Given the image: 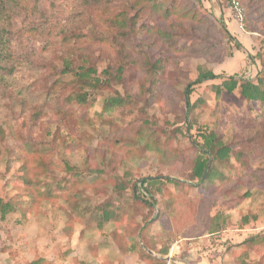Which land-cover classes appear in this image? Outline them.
Here are the masks:
<instances>
[{"label":"rangeland","instance_id":"1","mask_svg":"<svg viewBox=\"0 0 264 264\" xmlns=\"http://www.w3.org/2000/svg\"><path fill=\"white\" fill-rule=\"evenodd\" d=\"M190 1L213 23L203 24L201 36L185 31L179 41L197 48V56H186L178 64L166 61L160 69L159 52L150 49L151 65H124L118 74L121 55L90 41V55L77 64L85 63L94 72L80 78L49 70L46 79L57 80L54 102L36 121L19 109L6 116L0 108V197L16 205L25 202L0 217V264H158L154 258H160L152 260L148 252L159 251L157 244L168 248L163 254L171 257L167 264H177L172 261L177 258L185 264L201 258L206 264H264V224L252 233L248 230L256 222L249 221L247 230L242 225L251 211L262 207L264 212V186L246 182L252 170L264 168V158L261 153L237 158L252 141L264 146L259 124L264 105L243 101L236 91L216 93V85L228 76L256 79L253 67L259 71L264 65V10L243 6L256 29L245 25L241 31L235 23L246 36L239 42L223 34L224 14L229 12L225 3L212 0L222 10L217 18L205 0ZM27 3L45 28L58 29L73 7L82 9L81 0ZM12 12L19 27L24 13L17 8ZM83 12L91 22L95 15V26L107 29L105 10L92 13L86 1ZM75 23L79 41L95 32L93 22ZM42 45L39 33L25 35L16 50L37 54ZM200 69L222 77L194 84L187 111L183 88ZM83 94L85 100H77ZM242 110L251 113L249 118L257 116L247 120H253V127L243 124L234 137ZM220 128L224 143L239 153L231 152L221 169L210 157L213 188L210 180L201 183L192 177V166L195 143L203 142L201 131ZM147 142L156 147L146 148ZM22 174L31 175L32 188L23 185ZM149 177L158 181L142 183ZM235 183V192L228 194ZM30 195L34 204H29Z\"/></svg>","mask_w":264,"mask_h":264},{"label":"trees","instance_id":"2","mask_svg":"<svg viewBox=\"0 0 264 264\" xmlns=\"http://www.w3.org/2000/svg\"><path fill=\"white\" fill-rule=\"evenodd\" d=\"M86 1L87 5H90L92 13L101 9L105 10L103 21L107 24V29L95 26V15L93 14L91 20L94 23L95 32L89 31V34L79 41V36L75 33L79 27L75 22L83 20L92 24L83 12ZM238 1L248 10L255 8L260 13L264 10L263 0ZM81 3L82 9H79L78 6L73 7L66 19L67 22L55 29L51 26L45 28L40 24L38 13L29 11L27 0H0V104H2L0 108L5 111L6 116H10L12 111L19 109L24 116L28 114L31 120L36 121L40 112L42 113L45 107L51 106L54 102L51 101V96L57 85V80L49 82L46 79L49 70H58V75L73 72L80 78L87 77L91 72H94L92 67L85 68V63L77 64L78 60L85 62L87 56L90 55L91 50L89 51L90 47L87 45L90 41L95 40L99 46L104 45L105 48L114 50L121 55L120 65L116 69L118 74L123 71L124 65L139 68H147L148 65H151L150 49L159 52L156 62L158 68L161 69L166 61L173 59L178 64L186 56H197L200 53L197 48L181 45L179 41L183 38L185 31L192 36H201L203 24L211 25L212 23L209 15L200 11L198 5H194L190 0H81ZM13 8L24 13V19L21 20L19 27H16L12 22ZM248 12L250 13V11ZM245 17V25L256 29L254 26L251 27L249 17ZM221 28L223 34L232 39L225 27ZM38 33L43 37V45L38 48L39 53L36 54L30 49L28 51L16 50L20 38L25 35L34 37ZM77 51L81 52L79 59L76 56ZM21 72L28 74L26 80L19 78ZM217 77H221V75H216L210 70L200 69L196 79L184 86L183 95L187 111L192 106L189 101L192 86L203 80ZM236 88H239L240 94L247 101L264 105V65L258 71L255 80L229 76L222 81L221 85L217 86L216 93H220L221 89L230 93ZM77 98L79 101H84L86 95L83 94ZM113 101L118 100L114 99ZM250 114L244 110L240 111V121L234 123L235 127L240 122V128L235 127L234 137L239 133L243 124L253 127V120H247L254 119L257 115L249 118L247 115ZM259 124L260 137H264V120ZM200 136L203 142L195 143L198 151L193 161L192 177L197 178L201 183L210 180L208 183L214 188L216 187L215 177H213L215 171L210 163V157L212 160L224 161L231 152L236 154V151L239 153V150L224 143L221 128L209 132L201 131ZM150 144L147 142L146 148L156 147V145ZM240 151L242 154H238L237 158L243 155L242 157L253 159L260 153L264 158V146L254 141L249 144L248 149H240ZM30 176L22 174V181L23 185L32 188L33 179ZM156 181H158L157 177H149L143 179L142 183L151 185ZM240 182L236 181V183ZM246 182L258 183V187L264 186V168L252 170L246 178ZM236 183L229 191L227 190L228 194L231 195L235 192ZM34 203L35 198L30 195L29 204ZM24 205L25 202L16 205L14 202L0 197V217L4 218L8 212L19 210ZM261 238V241L264 242V235ZM167 249V247H161L159 251L164 254ZM154 261L158 264L165 263L162 259L154 258Z\"/></svg>","mask_w":264,"mask_h":264},{"label":"crops","instance_id":"3","mask_svg":"<svg viewBox=\"0 0 264 264\" xmlns=\"http://www.w3.org/2000/svg\"><path fill=\"white\" fill-rule=\"evenodd\" d=\"M203 1V0H202ZM203 3H204V6L205 7H212V11H210V12H212L213 13V15L215 16V17H217V18H219L218 16L220 15V14H222V10H221V8H220V6H219V3L216 1V3H213L212 2V0H205V1H203ZM225 25H226V30H227V32L229 33V35L232 37V40H238L239 42H242L243 41V37L244 38H246V36L241 32V31H239L235 26V21L233 20V19H226L227 17H231V15H230V13L229 12H225ZM232 18V17H231ZM229 25L231 26V28L229 27ZM211 71V70H210ZM215 74V73H214ZM251 76H255V75H257L258 74V71H257V69L255 68V67H253V70L251 71ZM216 75H218V74H216ZM222 77V76H221ZM221 77H217V78H221ZM229 77V76H228ZM227 77V78H228ZM227 78H224L223 80H225V79H227ZM196 79V78H195ZM215 79V78H214ZM206 80H209V79H206ZM212 80V79H211ZM222 80V81H223ZM204 81V80H203ZM202 81V82H203ZM222 83V82H221ZM216 86H219V85H216ZM234 91H236L237 92V94H238V96H239V98H241L243 101H245L246 99L240 94V92H239V88H236V89H234L233 91H231L230 93H233ZM222 93H225V94H228V92L227 91H225L224 89H221V91H220V94H222ZM218 162V164H219V166H220V169L222 168L221 166L224 164V162L225 161H221V160H219V161H217ZM226 166L224 165L223 166V168H225ZM259 204H257V206H258ZM230 210H238V209H230ZM263 211V208L262 207H260L259 208V211H257V213H255L254 211H251L250 212V214H249V216L250 217H248L250 220H247V218L245 217L243 220V222H242V225L243 226H245L244 228L247 230V229H249L250 227H248V228H246V226H247V224H249L248 222L249 221H253V222H256V225H254V226H251V228H250V230H248V231H250L251 233L253 232V228H257V230H258V228H259V226H260V228L263 226V224H264V212H262ZM262 225V226H261ZM244 230V229H243ZM223 231V230H222ZM255 232V231H254ZM207 234H211V233H207ZM205 235V234H204ZM245 235V234H244ZM229 236V235H228ZM205 238V236H203V241L205 240L204 239ZM239 241H241L242 239H243V235L242 236H240L239 238H237ZM158 245V249L160 250L161 249V247H162V245H160V244H157ZM135 251H139V249L138 250H135ZM149 252V254H151L152 255V260H153V257H156V258H160V259H162V260H164V264H167V262H166V259H165V257H163V254L162 253H160V251H148ZM134 254H135V252H134ZM136 255L138 256V258L139 259H142V257H140L137 253H136ZM161 255V256H160ZM165 256V255H164ZM173 262H175V263H177V264H185V262H184V260H182V259H179V258H177V259H173L172 260ZM144 262H146V261H144ZM187 264V263H186ZM197 264H206V262H205V258H201V259H199V262L197 263Z\"/></svg>","mask_w":264,"mask_h":264},{"label":"built area","instance_id":"4","mask_svg":"<svg viewBox=\"0 0 264 264\" xmlns=\"http://www.w3.org/2000/svg\"><path fill=\"white\" fill-rule=\"evenodd\" d=\"M225 3L232 19L235 21L237 28L241 31H245V9L238 0H219ZM171 251V250H170ZM170 259V256H168ZM168 259V263H169Z\"/></svg>","mask_w":264,"mask_h":264},{"label":"water","instance_id":"5","mask_svg":"<svg viewBox=\"0 0 264 264\" xmlns=\"http://www.w3.org/2000/svg\"><path fill=\"white\" fill-rule=\"evenodd\" d=\"M171 258V257H170ZM165 259L168 261L169 257H165Z\"/></svg>","mask_w":264,"mask_h":264}]
</instances>
